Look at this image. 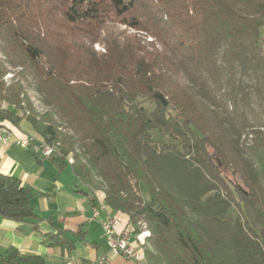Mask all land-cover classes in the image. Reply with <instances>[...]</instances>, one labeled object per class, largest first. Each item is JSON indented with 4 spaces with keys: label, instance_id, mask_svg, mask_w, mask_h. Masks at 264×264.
Wrapping results in <instances>:
<instances>
[{
    "label": "trees",
    "instance_id": "trees-1",
    "mask_svg": "<svg viewBox=\"0 0 264 264\" xmlns=\"http://www.w3.org/2000/svg\"><path fill=\"white\" fill-rule=\"evenodd\" d=\"M263 27L264 0H0V127L72 157L149 232L146 264H264ZM32 196L0 173V216L37 221ZM0 264L44 261L11 245Z\"/></svg>",
    "mask_w": 264,
    "mask_h": 264
},
{
    "label": "crops",
    "instance_id": "crops-1",
    "mask_svg": "<svg viewBox=\"0 0 264 264\" xmlns=\"http://www.w3.org/2000/svg\"><path fill=\"white\" fill-rule=\"evenodd\" d=\"M5 126L12 139L7 144L0 140V173L15 176L32 189L31 205L39 219L17 222L0 216V251L13 245L24 254L41 256L44 264H94L102 255L110 257L109 264H146L144 247L133 233L130 244L138 258L110 253L103 222L115 216L122 220L119 228L130 227L129 216L106 205L92 218L105 193L93 191L79 178L72 157L61 167L57 157L37 153L34 145L44 139L26 119L17 124L6 121ZM21 139H29L30 144H19Z\"/></svg>",
    "mask_w": 264,
    "mask_h": 264
},
{
    "label": "built area",
    "instance_id": "built-area-1",
    "mask_svg": "<svg viewBox=\"0 0 264 264\" xmlns=\"http://www.w3.org/2000/svg\"><path fill=\"white\" fill-rule=\"evenodd\" d=\"M1 110V108H0ZM12 134L9 129L2 125L0 127V140L2 143L7 144L11 141ZM19 144L23 146H27L30 144L29 139H21L17 141ZM34 148L37 153L45 157H53L60 155L58 151V147L56 145L48 144L44 141L34 145ZM105 201L95 206L93 209V219H96L100 215L101 208L106 207ZM122 220L118 217H108L103 222V229L105 232V236L109 245L110 253L114 256H123L126 258H138L139 254L133 246L130 244L131 233L128 231L127 226L119 228V224ZM110 257L108 255L100 256L94 264H109Z\"/></svg>",
    "mask_w": 264,
    "mask_h": 264
},
{
    "label": "rangeland",
    "instance_id": "rangeland-1",
    "mask_svg": "<svg viewBox=\"0 0 264 264\" xmlns=\"http://www.w3.org/2000/svg\"><path fill=\"white\" fill-rule=\"evenodd\" d=\"M119 27H120V29H123L124 31H127L129 34H134V33L137 32L136 30L131 29V28H128L125 25H122V26H119ZM261 32H262V34L264 36V27L261 29ZM138 35H141V34L139 33ZM148 39L151 40V38H148ZM95 49H97L98 51H103L104 50L99 44H96ZM15 71L16 70L14 68L9 67V73L5 76V80L7 81V83H9L11 81V79L14 77ZM30 81H31V79L29 80V82H26L25 80H23V83H24V85L26 87V92H27L28 96L30 97V101L36 106L37 110L39 112H41V113H44L45 111H47L48 107H46V106L43 105L40 94L37 92L35 86H32L31 85V82ZM7 105H8L7 103H3L2 104L3 107H7ZM259 112H260V110H259ZM251 121L252 122H255L256 121V118L253 119V117H252V120ZM144 195L147 196V193H146L145 190H144ZM236 214H237V210L236 209H232L231 210V215L233 217H235ZM129 225H130V223H129ZM129 228L131 229V227H129ZM141 235L143 237H144V235H145V237H147L149 234H148V232L147 233L146 232H143V233L137 235V238H139ZM145 237H144V241L146 242V238ZM141 239H143V238H141Z\"/></svg>",
    "mask_w": 264,
    "mask_h": 264
},
{
    "label": "bare ground",
    "instance_id": "bare-ground-1",
    "mask_svg": "<svg viewBox=\"0 0 264 264\" xmlns=\"http://www.w3.org/2000/svg\"><path fill=\"white\" fill-rule=\"evenodd\" d=\"M128 228V231H130V233H131V235H132V230L129 228V227H127ZM146 232V231H145ZM147 233V232H146ZM148 234H149V232H148ZM144 237H145V235H144ZM144 237L141 235L138 239H139V241H140V243L143 245L144 243H145V241H144ZM141 238H143V239H141ZM146 238V237H145Z\"/></svg>",
    "mask_w": 264,
    "mask_h": 264
}]
</instances>
